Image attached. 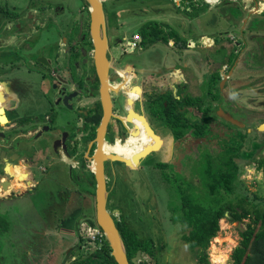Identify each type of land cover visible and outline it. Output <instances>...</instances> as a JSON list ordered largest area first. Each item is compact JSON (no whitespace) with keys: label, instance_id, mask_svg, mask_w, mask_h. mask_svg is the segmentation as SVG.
Returning <instances> with one entry per match:
<instances>
[{"label":"flooded vegetation","instance_id":"af4514ba","mask_svg":"<svg viewBox=\"0 0 264 264\" xmlns=\"http://www.w3.org/2000/svg\"><path fill=\"white\" fill-rule=\"evenodd\" d=\"M114 1L100 0L107 63L106 74L102 77L95 60L89 5L85 0H26L22 7L18 6L21 0H0L1 242L10 237L21 238L23 226L28 228L29 238L34 237L39 211L36 207L40 204H37L35 193L46 183L56 185L65 173L68 176L75 171L76 182H83L87 189L72 190L66 184L58 191L59 195L94 196L89 192V187H94L95 191L89 165L105 117V96L109 99L110 113L102 150L105 155L116 158H107L103 164L108 211L115 209L109 204L112 185L120 180L129 185L134 172L131 168L149 157L155 167L163 170L165 161L171 162L169 155L162 157L163 152L169 154L170 148L187 147L191 150L188 159L193 155L191 162L196 160L194 166L200 167V158L195 157L202 146L200 135L206 109L207 129L212 127L233 137L264 135V75H256L264 72V8L259 6L258 13L253 10L256 3L261 5L264 1L253 0L252 7L244 15L241 0H229L232 13L223 16L224 22H221V27L228 28L212 31L207 50L212 48L214 59L206 63L212 66V107L200 104L202 100L193 95L196 89L200 91L196 68L201 50L195 40L196 22L191 16L183 15L182 23L176 22L174 26L169 23L154 26L149 20L138 21L130 30L132 24L117 22L116 13L107 10ZM126 1L134 3L140 11L150 3V0ZM182 1L174 3L180 11ZM100 35L103 37V29ZM135 37L138 40L134 48H128ZM157 42L164 43L166 51L154 48L162 54V62L155 68L151 53L153 43ZM126 54L135 55L139 61L129 63L125 70L119 69L118 61ZM170 70H178L181 77L176 84V95L173 90L171 93L162 90L153 81V78H163ZM235 71L248 72L251 77L244 79L245 74H242L237 78ZM126 102L143 103L148 114L144 125L130 126L122 118L121 106ZM224 107L233 112V118L224 113ZM136 144L140 147L138 151ZM131 147H134L132 152H137L132 154ZM148 148L150 152H145ZM127 154L132 156L126 158ZM172 165L171 175H179L180 184L184 183V178L188 180L181 169L173 162ZM197 176L191 180L194 184L198 182ZM163 177L168 183L164 171ZM174 183L181 207V200L187 197L182 186L179 190L177 181ZM48 189L41 190L40 194H47L49 198L53 192ZM24 204L30 212L28 220L23 217ZM113 219L115 225L122 222L115 216ZM84 224L89 221L80 224L77 230L80 240ZM182 229L184 235L186 229Z\"/></svg>","mask_w":264,"mask_h":264},{"label":"rangeland","instance_id":"374dc122","mask_svg":"<svg viewBox=\"0 0 264 264\" xmlns=\"http://www.w3.org/2000/svg\"><path fill=\"white\" fill-rule=\"evenodd\" d=\"M25 1L26 0H21V3L18 6L22 7ZM258 1L263 2L264 0ZM149 2L150 3L147 2L146 5H144V8L147 10L144 9L140 11V9L131 1L115 0L114 3L109 5L110 7H113L110 9L108 6L107 10L116 13L118 16L117 22L120 21V23L130 24V26L132 24L130 30L136 27L138 21L149 20L154 26L155 24L162 26L165 23L174 26L176 22L180 21L182 23L183 15L187 16L184 12L178 10L175 4L172 3V0H150ZM183 3L184 0L182 1V5L185 6ZM248 7V9H250L252 3H249ZM152 8H157L160 12H157V10H153ZM240 8L242 10L245 9L243 3H241ZM220 10V7H217V12L215 11L216 13H212V19H201V24H195V33L197 35L195 40L200 42L203 35L212 36V20H214L216 14L220 15ZM205 20H207V23L210 22L209 27L205 25ZM117 22L113 23L114 26ZM184 23H187V21L184 20ZM111 27L113 28V26ZM154 48L160 49L163 52H165L166 49L164 48V43H153L151 59L153 67L157 68L162 62V54ZM197 56L199 65L202 63L204 64L200 65V68L198 69L197 79L199 80L198 84L200 91L196 89L193 95H197V97L202 100L200 104L210 105L212 107V66L208 67L206 63H212V58L214 59V57H212V51L204 52ZM179 60L182 63L185 62V60ZM134 61H139V59L133 54H126L124 58L119 59L118 68L125 70L128 68L129 63ZM174 73L175 72L170 70L163 76V78H153V81L155 82L154 84L160 86L162 90H170V93L171 90H173V94L176 95V84L180 83L177 79H181V77L178 70L176 74ZM242 74H245L243 77L244 79L251 77V74H248V72H234V76L237 78H240ZM256 75H264V72L257 73ZM192 79H194V75ZM172 80H174V82H172ZM217 81L218 78L216 79V82ZM219 84H221V82ZM214 106H217V104ZM223 110L228 117L230 116V118H233V112H230L226 107H224ZM121 116L130 126L139 125V123L144 125L148 120V114L144 110L142 102H133V104H130L129 102L122 103ZM207 128L208 127H206V129ZM225 128L230 129L231 127L225 126ZM206 131L200 135V144H202V146L198 149L199 155L195 157V159L200 158V167L194 166L196 160L191 162L192 160L190 159L193 155L188 159V156L191 155V150L189 148H170L171 153L169 152V154H167L166 152H163L162 154L163 158L168 155L171 158V162L165 161L166 169L164 168L161 170L155 167L153 164L154 161L149 157L137 166L131 168L134 172L131 174L129 185L123 183L121 180L113 185L112 183L107 184L108 186L112 185L113 188L111 193L112 198L110 199L109 204L115 208L113 210L115 218L121 220L126 226L132 228L139 238H143L148 242L150 241L155 245V256H157L158 263L150 255L143 253L141 255V262L145 264H197L198 259L193 256L191 249L187 246L183 238V225L180 222V215L182 212L180 211L179 192L176 191L174 182L177 181L176 186L179 190L182 186V189L184 190L183 194L187 197L190 203L203 206L206 209H211L212 206L215 205V201L212 199V194L210 195L208 193V184L212 183V173L215 171L216 165H218V167L226 168V166L229 165L228 161L232 158V162L237 167L238 178L235 186L238 197H247L249 200H252L254 196L259 199L264 198V135L251 134L247 137L238 134L233 137L231 135H224L221 131L218 129L214 130L212 127ZM228 131L230 132L231 130ZM183 139L184 138L181 137V140ZM241 140L240 147L238 145ZM136 146L138 151L140 149L139 144H136ZM234 147H238L239 149H234ZM133 148L134 147L129 148L130 152H132L131 150ZM137 151H133L132 154ZM132 154H127L125 157L128 158L132 156ZM186 160H188V162H186ZM172 162L178 167V169H181V171L187 175L188 180L184 178V183H179V175H171V167L174 169ZM91 166L92 165L90 164L89 168H91ZM163 171L165 177L171 184L169 182L166 183L163 180ZM75 174V171L72 172V175L68 173V176L67 173H65V175L59 177L58 180L62 184L58 185L59 182L56 185H49L46 183V186L43 189V185H41L35 193L37 204L40 202L36 207L39 210L37 211L38 216L36 218V240L31 243L30 241H25V243L19 248L20 254L23 255V260L19 261L17 264H36V260L39 256L43 258V262L40 264H71L72 244H75L78 238L61 231L58 220L62 219V224H66L63 220L64 214L67 211L71 214V211H74V208L69 206L71 193L64 197L62 194L59 195L58 191H60L62 186L66 184L67 187L72 190L87 189L83 182H78L79 184L76 182L74 177ZM194 176H197L198 178L196 184L191 181ZM47 187L49 188L48 190L53 192V194H50L51 196L49 198L47 197V194H40L41 190H45ZM89 192L94 194V187H89ZM46 201H48L51 206H47ZM26 205L27 204H24L23 206V217L28 220L30 212L27 211L28 207ZM44 207L51 208L45 209ZM53 208L56 209L50 211ZM81 208V214L87 216L86 222L89 221V225H95L90 222L95 219L94 196L90 195L84 197L81 203ZM247 223H249V221L246 219H243L242 222H235L231 219L228 212L225 213L224 218L219 222V232L213 239H211L209 246L206 249L209 264H232V251L239 244V233L245 229ZM81 238L83 242H86L83 236ZM49 244L52 245L49 246ZM69 244L70 248L67 250V245ZM85 250L86 254L83 252L82 256H86L87 254L90 255L92 252L99 251L94 249V246L87 242ZM9 252L15 253L16 251L9 250ZM45 253L48 254L51 261L45 259ZM9 256V259H14V255L10 254ZM2 257L1 259H5ZM32 257H37L34 260L35 263H32ZM6 263L15 264L10 261H7ZM73 263H75V260ZM88 264L92 263L89 262Z\"/></svg>","mask_w":264,"mask_h":264},{"label":"trees","instance_id":"16d2710c","mask_svg":"<svg viewBox=\"0 0 264 264\" xmlns=\"http://www.w3.org/2000/svg\"><path fill=\"white\" fill-rule=\"evenodd\" d=\"M207 111H204L203 122H208ZM204 125L203 132L206 129ZM233 149V148H232ZM235 149V148H234ZM225 167L215 166L212 173V183L208 184V193L212 194L215 205L211 209H206L194 203H190L187 198L181 200V224L186 229L183 235L184 241L191 249L193 256L197 258V264H209L206 249L220 230L219 222L224 218L225 213H229L235 222H242L243 219L249 221L244 230L240 231L239 244L231 254L232 264H264V198L238 197L236 193L237 167L228 161ZM93 219V217H92ZM95 224L94 221H90ZM116 227L124 243L127 259H130L138 250L150 255L158 263L155 245L150 241L141 239L136 232L126 226L123 222L117 223ZM95 261V262H94ZM87 262L92 264H116L110 255V249L106 242L99 251L92 252L87 258ZM131 264V263H130ZM139 264H145L139 262Z\"/></svg>","mask_w":264,"mask_h":264},{"label":"water","instance_id":"95a60500","mask_svg":"<svg viewBox=\"0 0 264 264\" xmlns=\"http://www.w3.org/2000/svg\"><path fill=\"white\" fill-rule=\"evenodd\" d=\"M89 5L90 12V33L94 44L95 49V60L99 66V72L103 77L106 74L107 63H106V41L104 36V15L102 11V6L100 0H85ZM173 4L176 2L172 0ZM260 3L255 4L256 10L258 13V7ZM103 29V37L100 35V31ZM105 106V117L103 122L100 125V128L97 133L98 146L94 151L93 157L90 159L91 165L95 164V170L92 171V174L95 179V191H94V200H95V225L102 231L104 234L106 243L110 249V255L114 259L116 264H139L141 261L142 252L138 250L136 254L130 259H127L124 243L121 239L120 233L115 225L114 211H108L107 209V191H106V182L104 178V161L107 158L115 160L113 156L105 155L102 151V138L105 132L106 123L110 113V103L108 97L105 96L104 99ZM226 119V117H225ZM228 121L233 122V120L228 119ZM264 126V125H263ZM145 152H150L148 148ZM143 156V154L141 155ZM140 156V157H141Z\"/></svg>","mask_w":264,"mask_h":264},{"label":"crops","instance_id":"0c3cea01","mask_svg":"<svg viewBox=\"0 0 264 264\" xmlns=\"http://www.w3.org/2000/svg\"><path fill=\"white\" fill-rule=\"evenodd\" d=\"M176 1V0H175ZM253 0H241V2L244 4L245 9L242 10V13H247V9L248 4L251 3ZM173 3V2H172ZM232 1L229 0H221L218 3L215 4H209L208 2H206L205 0H184L185 6L183 5V7L181 8V12H184L185 15L191 16V18L194 20V22H196V24H201V19H212V13L213 12H217V7H220V9L222 11H219V14H216V16H214V20H212V26L211 29L213 31H222L224 29V27H221V22L224 21V17L226 15H230L232 12V8L231 6ZM260 6H263L262 8H264V4H261ZM261 8V9H262ZM153 10H157V12H160V10H158L157 8H152ZM257 8H253V10H256ZM261 9H259V11H261ZM249 10V9H248ZM215 12V13H216ZM240 12H238L237 14H239ZM224 16V17H223ZM242 18L245 19V16H242ZM243 19V20H244ZM205 20L204 23L205 25H207V27H209V23H207ZM201 38V37H200ZM212 40V36H207V35H203V37L201 38V41L198 42L199 44V48L201 51V53H204L205 50H207V48H209V45L211 44ZM204 43V45H203ZM209 51H212V48L209 49ZM208 50L206 52H209ZM198 52V53H199ZM203 65V63L201 64ZM200 68V65L198 67V69ZM197 69V70H198ZM175 72L174 74L177 73V71H173ZM181 79H177V81H180ZM172 82H174V80H172ZM172 87V86H171ZM74 166V165H73ZM70 202H69V206L74 208V211H71V214L69 211H67L64 214L63 220L66 222V224H62V219H59L58 222L60 223V229L61 231L65 232V234H69V235H73L75 236V238H78V228L80 226V223H84L87 219L86 215H82V208H81V203L83 201V198L80 196V194L78 196L75 195H71L70 196ZM68 205V204H67ZM66 205V207H67ZM76 214V215H74ZM38 215V213H37ZM61 218V217H60ZM67 218V219H66ZM80 219V220H79ZM24 220V218H23ZM79 220V221H78ZM57 222V221H56ZM55 222V224H56ZM22 234H21V238L19 237H15L12 238L10 237V239H7L6 241H0V263L1 264H7V261H10L12 263L17 264L19 261L23 260V255L20 254L19 248L25 243V241H30L33 242L34 240H36V231L34 232V237L33 238H29L28 235V228L26 226H23V228L21 229ZM54 243V242H53ZM52 244H49V246ZM74 245V247H73ZM46 246V245H43ZM86 243L84 242L82 244V240H80L79 238L77 239V241L75 242V244H72V256H71V264H88L87 262V258H89V255L87 254L86 256H82L83 252L84 254H86ZM70 248V244L67 245V250ZM9 250H15V253L9 252ZM10 254L14 255L13 256V260L9 259L10 258ZM3 256V257H2ZM5 258V259H1ZM45 259H49L51 261V258L48 257V254L45 253L44 255ZM80 257V259H79ZM37 257H32L31 259H33L32 263H35L34 260ZM75 260V263H73V261ZM36 264H40L41 262H43V258L41 256H39L36 260ZM51 264V263H49Z\"/></svg>","mask_w":264,"mask_h":264},{"label":"built area","instance_id":"2783aa9c","mask_svg":"<svg viewBox=\"0 0 264 264\" xmlns=\"http://www.w3.org/2000/svg\"><path fill=\"white\" fill-rule=\"evenodd\" d=\"M209 4H212V2L205 0ZM220 0H214L213 2L218 3ZM214 3V4H215ZM137 37L132 38L131 42L128 43V48L133 49L135 46V43L137 41ZM82 236L85 238L86 242L88 244H91L94 246V249L100 250L106 242L104 234L102 231L96 226V225H89V224H84L82 228Z\"/></svg>","mask_w":264,"mask_h":264},{"label":"bare ground","instance_id":"6f19581e","mask_svg":"<svg viewBox=\"0 0 264 264\" xmlns=\"http://www.w3.org/2000/svg\"><path fill=\"white\" fill-rule=\"evenodd\" d=\"M207 1H210V2H212V4H214L215 2H213L214 0H207ZM103 151V150H102ZM90 170H92V171H94L95 170V164L94 163H92V166H91V168H90ZM14 189V188H13ZM7 195V194H6ZM213 250V249H212ZM219 257V256H218ZM221 260H222V258H221ZM223 262V261H222Z\"/></svg>","mask_w":264,"mask_h":264}]
</instances>
